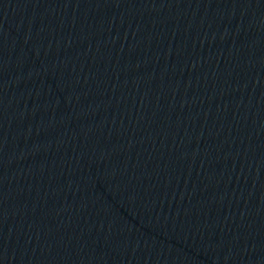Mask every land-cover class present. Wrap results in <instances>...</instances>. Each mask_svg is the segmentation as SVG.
<instances>
[{
  "label": "water",
  "instance_id": "obj_1",
  "mask_svg": "<svg viewBox=\"0 0 264 264\" xmlns=\"http://www.w3.org/2000/svg\"><path fill=\"white\" fill-rule=\"evenodd\" d=\"M0 264H264V0H0Z\"/></svg>",
  "mask_w": 264,
  "mask_h": 264
}]
</instances>
